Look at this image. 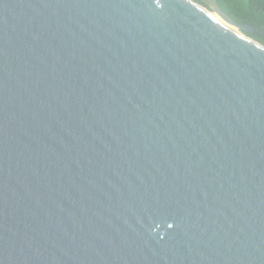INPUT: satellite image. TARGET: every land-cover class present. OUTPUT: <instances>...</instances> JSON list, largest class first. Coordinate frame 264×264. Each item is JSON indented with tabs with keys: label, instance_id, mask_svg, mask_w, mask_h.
Segmentation results:
<instances>
[{
	"label": "water",
	"instance_id": "water-1",
	"mask_svg": "<svg viewBox=\"0 0 264 264\" xmlns=\"http://www.w3.org/2000/svg\"><path fill=\"white\" fill-rule=\"evenodd\" d=\"M246 33L217 0H0V264H264Z\"/></svg>",
	"mask_w": 264,
	"mask_h": 264
},
{
	"label": "trees",
	"instance_id": "trees-1",
	"mask_svg": "<svg viewBox=\"0 0 264 264\" xmlns=\"http://www.w3.org/2000/svg\"><path fill=\"white\" fill-rule=\"evenodd\" d=\"M196 1V0H195ZM222 9L235 21L247 23L264 31V0H217ZM264 45L255 33H246Z\"/></svg>",
	"mask_w": 264,
	"mask_h": 264
},
{
	"label": "bare ground",
	"instance_id": "bare-ground-1",
	"mask_svg": "<svg viewBox=\"0 0 264 264\" xmlns=\"http://www.w3.org/2000/svg\"><path fill=\"white\" fill-rule=\"evenodd\" d=\"M213 17H215L218 21L224 23L225 25H227L229 28L233 29L234 31H238L237 28L229 25L228 23H226L223 19H221L217 14L213 13Z\"/></svg>",
	"mask_w": 264,
	"mask_h": 264
}]
</instances>
